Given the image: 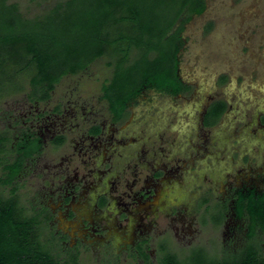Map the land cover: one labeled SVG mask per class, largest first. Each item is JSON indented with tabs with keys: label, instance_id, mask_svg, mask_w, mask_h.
<instances>
[{
	"label": "flooded vegetation",
	"instance_id": "1",
	"mask_svg": "<svg viewBox=\"0 0 264 264\" xmlns=\"http://www.w3.org/2000/svg\"><path fill=\"white\" fill-rule=\"evenodd\" d=\"M178 75L188 89L177 94L156 78L126 84L112 77L85 96L82 78L63 89L60 78L52 88L32 84L7 103L0 178L11 180L0 185V197L6 188L5 200L27 224L26 244L38 255L55 264L145 262L156 253L164 254L160 264L180 261L172 246L193 248L210 224L221 230L232 261L249 253L264 259V231L249 212L264 209L263 151L219 144L233 107L213 95L189 114L192 122L179 133L185 139L168 137V125L156 118L165 119V105L189 101L192 92ZM234 117L238 133L243 121ZM255 120L256 131L264 128V113ZM218 152L223 173L205 175L204 162ZM23 189L30 192L27 206L19 199Z\"/></svg>",
	"mask_w": 264,
	"mask_h": 264
},
{
	"label": "trees",
	"instance_id": "2",
	"mask_svg": "<svg viewBox=\"0 0 264 264\" xmlns=\"http://www.w3.org/2000/svg\"><path fill=\"white\" fill-rule=\"evenodd\" d=\"M207 1L66 0L45 17L27 19L18 5L1 0L0 72L4 69L2 75H10L5 59L12 56L19 62L11 71L16 76L33 70V85L52 88L60 78L80 74L112 53L117 58L113 78H124L126 84L156 78L157 85L169 84L167 90L177 94L188 89L176 82L186 26L207 11ZM133 52L140 56L132 60ZM10 180L0 178V185ZM249 212L254 225L264 231V209L257 206ZM27 230L15 208L0 197L1 263L55 264L26 244ZM164 264L179 263L172 257ZM201 264H264V259L249 253L235 261Z\"/></svg>",
	"mask_w": 264,
	"mask_h": 264
},
{
	"label": "rangeland",
	"instance_id": "3",
	"mask_svg": "<svg viewBox=\"0 0 264 264\" xmlns=\"http://www.w3.org/2000/svg\"><path fill=\"white\" fill-rule=\"evenodd\" d=\"M65 1L6 0L8 5H18L20 12L27 19L45 17L58 3ZM184 39L185 46L179 54L178 70L180 76L192 86L189 101H177L176 105L166 104L169 108L168 115L165 119L163 116L156 118L155 123L168 125V137L185 139L179 133L185 129V125L192 122L189 114L195 113L207 96H218L233 107L221 122L219 144L225 148L237 147L244 151L261 149L264 156V128L256 131L251 124L255 123L258 114L264 113V0H208L206 13L194 18L186 26ZM139 56V52H133L131 55L132 60ZM116 59L114 54H107L84 72L65 77L61 89L82 78L81 91L84 95L98 94L100 82L113 77ZM5 61L6 72H10V75H2L4 69L0 72V135L5 125L3 122L7 103L30 92L34 79L33 70L27 69L17 76L11 72L16 70V64L19 63L12 56H7ZM193 97L194 99H191ZM235 115L243 121L238 125V133L233 130ZM172 129H177L178 132L173 134ZM219 153L204 162L206 167L201 168V171L205 172V175L209 176L208 172L215 173V169L218 175L223 173V161ZM1 195L7 200L9 191L6 188L1 189ZM29 198L28 189L19 192L21 205L27 206ZM223 239L221 230L218 228L215 232L208 224L203 227L195 249L196 245L193 248L186 246L182 251L178 245L172 248L179 253V264L210 263L211 260L232 261L233 258L225 251ZM258 246L264 249V237L260 238ZM163 258V253H156L152 260L121 264H160ZM84 263L99 264L93 258Z\"/></svg>",
	"mask_w": 264,
	"mask_h": 264
},
{
	"label": "water",
	"instance_id": "4",
	"mask_svg": "<svg viewBox=\"0 0 264 264\" xmlns=\"http://www.w3.org/2000/svg\"><path fill=\"white\" fill-rule=\"evenodd\" d=\"M0 264H2V263H1V260H0Z\"/></svg>",
	"mask_w": 264,
	"mask_h": 264
}]
</instances>
